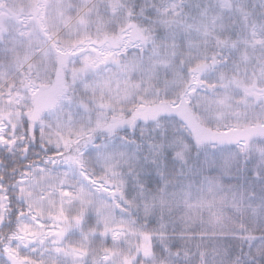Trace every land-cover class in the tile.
I'll return each mask as SVG.
<instances>
[{
    "label": "snow or ice",
    "instance_id": "6c2138e0",
    "mask_svg": "<svg viewBox=\"0 0 264 264\" xmlns=\"http://www.w3.org/2000/svg\"><path fill=\"white\" fill-rule=\"evenodd\" d=\"M0 264H264V0H0Z\"/></svg>",
    "mask_w": 264,
    "mask_h": 264
}]
</instances>
